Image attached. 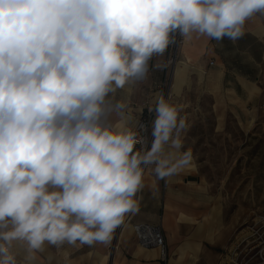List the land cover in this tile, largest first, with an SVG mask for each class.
<instances>
[{
  "label": "clouds",
  "instance_id": "obj_1",
  "mask_svg": "<svg viewBox=\"0 0 264 264\" xmlns=\"http://www.w3.org/2000/svg\"><path fill=\"white\" fill-rule=\"evenodd\" d=\"M257 15L264 0H0V264L107 244L138 210L147 162L110 101L177 32L236 40ZM154 111L168 137L177 108L160 95Z\"/></svg>",
  "mask_w": 264,
  "mask_h": 264
},
{
  "label": "crops",
  "instance_id": "obj_2",
  "mask_svg": "<svg viewBox=\"0 0 264 264\" xmlns=\"http://www.w3.org/2000/svg\"><path fill=\"white\" fill-rule=\"evenodd\" d=\"M262 52L264 16L251 18L246 23L244 35L236 40L227 37L216 40L193 34L181 47L180 60L183 61L179 60L176 65L171 93H179L190 71L201 76L206 70L212 80L217 82L221 78L223 87L234 89L239 85L250 96H256L259 87L251 81L259 78ZM165 54L152 58L146 78L133 86L131 95L118 91L110 101L126 105L123 114L132 127L146 106L143 107L145 97L153 95V88L165 71ZM231 79L236 87L231 85ZM111 118L116 119L117 114L113 113ZM158 146L161 152L168 150L162 142ZM171 151L175 155L178 153L175 144ZM152 163L153 166L144 169L138 210L126 216L124 228L121 230L119 226L107 244L48 246L38 253L37 264H228L227 252L245 229L230 237V231L219 229L214 217L200 223L209 213L195 204L197 194L204 191L200 179L185 163L181 164V173L175 171L167 175L159 155V168ZM139 224L160 227L165 239V258H161L157 247L138 244L135 226Z\"/></svg>",
  "mask_w": 264,
  "mask_h": 264
},
{
  "label": "rangeland",
  "instance_id": "obj_3",
  "mask_svg": "<svg viewBox=\"0 0 264 264\" xmlns=\"http://www.w3.org/2000/svg\"><path fill=\"white\" fill-rule=\"evenodd\" d=\"M208 74L190 71L179 93L169 96L171 76L164 71L143 107L153 104L155 108L156 99L163 95L177 108V127L168 137L154 136L160 142L156 144L163 170L181 173L187 156L188 170L204 189L195 204L209 211L200 223L214 217L218 228L230 231L231 237L264 214V90L258 80L251 81L259 93L250 96L232 79L236 88H225L221 78L216 82ZM161 142L168 150L160 151ZM174 144L176 155L171 151ZM148 166H153L150 160L144 164L145 171Z\"/></svg>",
  "mask_w": 264,
  "mask_h": 264
},
{
  "label": "built area",
  "instance_id": "obj_4",
  "mask_svg": "<svg viewBox=\"0 0 264 264\" xmlns=\"http://www.w3.org/2000/svg\"><path fill=\"white\" fill-rule=\"evenodd\" d=\"M184 40L185 38L177 32L174 42L166 50V74H170L173 66L180 60V50L184 44ZM258 82L261 84L262 90H264V52H262ZM154 114L153 104L146 105L144 107V112L142 111V114L133 128L141 137V143L136 145V150L146 154L147 160L154 162L157 168H159L157 142L154 139L152 131ZM139 194L140 191L137 193V198ZM140 227L142 228L141 231L136 233L138 244L146 248H159L161 258H165V239L160 227L146 224H140ZM144 228L147 229V231H145ZM244 229V234L227 252L228 264H264V214L256 215Z\"/></svg>",
  "mask_w": 264,
  "mask_h": 264
},
{
  "label": "bare ground",
  "instance_id": "obj_5",
  "mask_svg": "<svg viewBox=\"0 0 264 264\" xmlns=\"http://www.w3.org/2000/svg\"><path fill=\"white\" fill-rule=\"evenodd\" d=\"M177 63H178V62H177ZM177 63L173 66V69H172V71H171V73H170V76H171V82H170L169 93H168L169 96L172 95V93H171V85H172V79H173V76H175V74H176V73L174 74V72H175V68H176ZM156 138H157V137H156ZM156 138H155V139H156ZM156 141H157V140H156ZM159 143H160V142L157 141V144H159ZM157 144H156V145H157ZM123 224H125V222H124ZM123 224L119 227L121 230L124 228V225H123ZM126 224H128V223H126ZM120 229H119V230H120ZM141 229H142V228L140 227V224L135 226V231H136V233H137L138 231H141ZM121 230H120V231H121ZM144 230L147 231V229H145V228H144ZM158 249H159V248H158ZM159 251H160V249H159Z\"/></svg>",
  "mask_w": 264,
  "mask_h": 264
},
{
  "label": "snow or ice",
  "instance_id": "obj_6",
  "mask_svg": "<svg viewBox=\"0 0 264 264\" xmlns=\"http://www.w3.org/2000/svg\"><path fill=\"white\" fill-rule=\"evenodd\" d=\"M187 159H188V157L186 156L185 161H184L185 163L187 162ZM161 175H164V173H161Z\"/></svg>",
  "mask_w": 264,
  "mask_h": 264
}]
</instances>
